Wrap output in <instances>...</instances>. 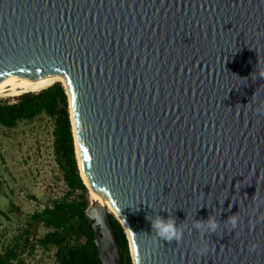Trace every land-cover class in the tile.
<instances>
[{"label":"water","instance_id":"obj_1","mask_svg":"<svg viewBox=\"0 0 264 264\" xmlns=\"http://www.w3.org/2000/svg\"><path fill=\"white\" fill-rule=\"evenodd\" d=\"M56 73L133 264H264V0H0V98ZM85 216L100 263L122 264L107 207Z\"/></svg>","mask_w":264,"mask_h":264},{"label":"trees","instance_id":"obj_2","mask_svg":"<svg viewBox=\"0 0 264 264\" xmlns=\"http://www.w3.org/2000/svg\"><path fill=\"white\" fill-rule=\"evenodd\" d=\"M65 89L59 83L33 94H25L15 104L0 102V125L15 128L18 122L32 121L44 115L53 122L54 160L68 189L65 198L33 213L27 227L20 231L16 244L0 254V264H24L19 259L33 241L42 249L55 250L56 264H101L94 236L85 211L89 207V192L78 170L74 140ZM75 195L73 199L68 196ZM110 221L119 241L122 264H133L129 244L120 223L110 214ZM42 226L48 230L34 240L32 232Z\"/></svg>","mask_w":264,"mask_h":264},{"label":"rangeland","instance_id":"obj_3","mask_svg":"<svg viewBox=\"0 0 264 264\" xmlns=\"http://www.w3.org/2000/svg\"><path fill=\"white\" fill-rule=\"evenodd\" d=\"M18 98L0 102L15 104ZM67 191L54 160L50 119L41 115L32 121L18 122L12 129L0 125V254L16 244L33 213L65 198ZM46 232L38 227L32 232L34 240ZM54 253V249H42L33 241L19 259L24 264H56Z\"/></svg>","mask_w":264,"mask_h":264},{"label":"clouds","instance_id":"obj_4","mask_svg":"<svg viewBox=\"0 0 264 264\" xmlns=\"http://www.w3.org/2000/svg\"><path fill=\"white\" fill-rule=\"evenodd\" d=\"M257 112L259 114H264V108H257ZM147 219L150 221L152 231L156 233L158 238L166 242L180 241L183 238L184 229L177 224L175 218L169 215L167 217H162L159 214H155L147 217ZM229 223L232 225V228L235 229L238 223L237 218L232 216L229 218ZM192 227L198 232L203 230L205 232L214 233L218 228V224L214 218L209 217L207 221L195 222ZM255 248L256 246L253 245L250 251H254Z\"/></svg>","mask_w":264,"mask_h":264},{"label":"bare ground","instance_id":"obj_5","mask_svg":"<svg viewBox=\"0 0 264 264\" xmlns=\"http://www.w3.org/2000/svg\"><path fill=\"white\" fill-rule=\"evenodd\" d=\"M62 84L66 89H67V83H66V80L65 78L56 73V74H53L52 76H50L49 78H47L44 83H43V86L42 88L39 90V89H16V88H11L10 90L6 91L4 93V95L0 98V100H7V99H14V98H18V97H21L25 94H33V93H38V92H41L51 86H53L54 84ZM73 140H74V147H75V152H76V158H77V164H78V169H79V172H80V176L85 184V186L87 187V190L89 192V199L90 201L92 202H96L97 204H102V205H105L107 207V211L110 213V214H113L115 215L117 218L118 216L116 215L113 207L108 204L105 200H103V198H101L100 196H98L94 190L92 189V187L90 186L89 182L87 181L86 177H85V174H84V171H83V168H82V164L80 162V159H79V152H78V148H77V142H76V137L74 135V131H73ZM130 251H131V256L133 257V260H134V254H133V249H132V246L130 248Z\"/></svg>","mask_w":264,"mask_h":264}]
</instances>
